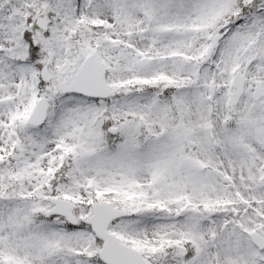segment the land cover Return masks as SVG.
<instances>
[{"label": "snow or ice", "instance_id": "1", "mask_svg": "<svg viewBox=\"0 0 264 264\" xmlns=\"http://www.w3.org/2000/svg\"><path fill=\"white\" fill-rule=\"evenodd\" d=\"M0 264H264V0H0Z\"/></svg>", "mask_w": 264, "mask_h": 264}]
</instances>
